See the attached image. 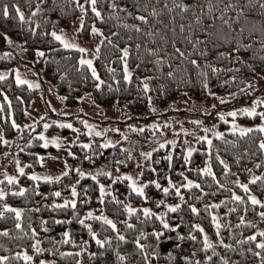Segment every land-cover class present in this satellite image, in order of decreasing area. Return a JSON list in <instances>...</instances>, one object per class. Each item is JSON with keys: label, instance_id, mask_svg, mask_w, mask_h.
Instances as JSON below:
<instances>
[{"label": "trees", "instance_id": "trees-1", "mask_svg": "<svg viewBox=\"0 0 264 264\" xmlns=\"http://www.w3.org/2000/svg\"><path fill=\"white\" fill-rule=\"evenodd\" d=\"M78 2L88 9L85 13L83 35L89 36L93 23L103 31L99 55L95 59V67L104 81L100 88L95 87L99 81L92 76L90 69L86 65H80L81 52L64 48L51 35L53 30H64L77 19L81 11L76 6L77 0H30L31 6L28 0H0V6L9 5L8 17L0 13V70L12 69L10 76L0 80V96L4 105L3 110H0V123L6 137L14 136L15 126L12 120L18 123L23 119L25 110L30 106L37 90L26 84L16 83L13 69L22 60L4 48L6 39L2 33L21 41L30 57H36L37 49L43 52L39 61L44 66V76L54 84L57 92L64 96L68 106L77 105L85 93H91L94 101L101 106L126 104L137 112L148 110L151 104L165 106L173 100L186 97L195 101L216 97L225 98L227 102H237L250 94L257 76L264 75V9L260 7V0H139L140 8L135 7L137 0H98L97 7L104 16L103 20L91 11L90 4L85 3V0ZM113 2L126 5L133 15L127 16L122 9L111 8ZM17 3L26 17L31 15L37 3L40 4L41 11L36 13L31 21L26 19L21 22L13 8ZM180 3L189 4V9L182 11L179 7H173V4ZM209 3L213 5L212 11L207 7ZM225 5L230 6L227 12H224ZM152 7L157 9V16L151 15ZM237 8L244 11L238 13ZM137 12L147 15L148 22L139 21ZM222 12L223 20H228L231 26L223 23ZM238 15L239 20L236 18ZM197 16L201 17L199 21L196 20ZM213 16L216 17L215 20L212 19ZM37 21L39 27H36ZM30 24L35 28L34 33L29 27ZM125 24H139L141 30L137 32L133 28L125 27ZM180 25H184L183 30ZM137 44L140 45L139 49L136 48ZM116 45H119V48ZM124 47L130 48V55L126 59L132 77L128 81L123 79V61L120 59V48ZM149 48L156 49L155 53L148 52ZM177 48L184 53L183 56L176 51ZM219 53H230V56H220ZM158 56L163 57L160 63L156 62ZM237 56L242 59H236ZM193 59L199 61V67L191 63ZM210 66L223 70L212 72ZM109 68L115 71H109ZM169 72L173 75L169 76ZM203 73H207V76ZM144 77L151 79L145 81ZM145 82L150 85L148 90L143 88ZM5 94L8 100H5ZM40 126L39 124L32 129H25L17 138L18 144L15 142L21 163H30L26 167L27 171L38 168L39 157L44 158L49 152L37 135ZM56 128L52 127L51 130ZM54 131L66 135L67 128H57ZM223 134V138L212 139L210 152L207 151L209 146L206 141L199 142L198 148L188 160H185L186 155L179 147L173 150L158 148L153 151L151 157L144 160L142 179L145 182L156 180L162 187H169L168 178L171 177L172 182L180 187L184 194V202L176 195L175 188L169 187L166 194L151 183L145 187V193L149 197L145 200L132 191L127 179L115 180L111 192L101 201L98 198L99 183L105 182L107 176H102L98 183L91 176L80 177L77 168L91 172L97 166L115 164L117 159L123 156L119 144L109 148H101L97 144L84 148L83 144L75 143L72 153L76 155H69L66 159L68 175L62 176L58 181H35L25 172L20 175L18 182H3L0 188L8 195L0 198V210L5 212V215L0 217V230L7 228L9 233L0 234V256H8V264H29L22 257L17 259L13 255L24 250L33 256L36 264L41 259H49L51 264H77V261L80 264H145L134 244V241L140 238L141 243L149 245V253L151 250L158 252V256L149 254L152 264H186L183 260L185 255L193 260L198 259L200 264H222L221 255L228 258L230 264H260L261 257L254 255L255 251H261L256 247V241L244 238L257 233V240L263 239L258 230L261 226L264 227L263 218L259 215L264 211V207L252 205L247 196L255 194L264 200V181L249 183L251 193H245L234 181L239 179L241 182H249L251 175L264 174V150L259 148V141L264 139V133L256 129L245 135L235 132ZM83 138L88 136L84 135ZM146 140L143 133L138 142L141 148L147 147ZM50 151L56 152L54 149ZM217 152L230 167L227 173L217 158ZM209 156L215 178L198 171L209 162ZM257 161L262 163L259 168L255 167ZM133 164L134 160L128 159L121 165L126 167ZM2 166L3 163H0V168ZM247 169L252 171L248 172ZM184 177L197 181L204 189L203 193L195 185L191 189L181 187L187 182ZM216 180L224 187L221 188ZM77 181L79 183H76ZM71 184H76L78 192L75 197V209L52 206L53 202L62 204L64 199L71 197ZM21 186L27 191L23 195H14L12 190L18 192ZM57 190L62 193L60 197L53 195ZM233 191L245 197V200L234 201L231 198ZM113 195L121 203L113 200ZM159 200H164L165 203L159 204ZM221 200H224V203L219 208H206L207 205L219 203ZM5 203L24 209L22 229L15 227V214L3 209ZM172 203H180L181 207L173 212L167 208V204ZM124 204L137 208V213L129 216ZM192 204L200 209L199 213L191 212L189 205ZM144 207L152 208L153 212H167L168 222L180 225L179 229H163L160 219L155 216L145 218L142 214ZM245 207L247 212L244 211ZM90 209L94 210L97 216L103 214L116 221L117 229L127 240H119L116 230L110 225L98 219L87 218L86 213ZM231 209L235 210L230 211ZM212 213L219 217L223 225L219 236L212 223ZM241 216L250 223L241 224ZM81 219L85 220V224L80 223ZM41 221L45 224L42 225ZM88 223L92 224L93 230L101 239L112 238L110 246L101 247L96 243L86 227ZM129 223L136 227L129 228ZM197 223L204 227L209 239L214 243L216 255H213L211 249L207 252L203 249V233L194 228ZM33 227L38 233L35 239L41 241L40 246L44 249L41 253H36L31 246L34 243L31 235ZM153 229L162 230L159 238L153 234ZM65 231L71 236L67 242L63 236ZM141 231L147 232L148 236L140 237ZM190 231L197 237L195 241L187 236ZM178 233L184 234L183 242L177 240ZM221 238L232 247L225 248L219 244ZM85 241L88 243L85 244ZM177 244H180L179 248L176 247ZM117 249L128 256L127 261L117 260ZM61 252H71L72 255L61 256ZM89 253L96 255L91 256ZM205 255L212 256V260L206 261Z\"/></svg>", "mask_w": 264, "mask_h": 264}, {"label": "rangeland", "instance_id": "rangeland-1", "mask_svg": "<svg viewBox=\"0 0 264 264\" xmlns=\"http://www.w3.org/2000/svg\"><path fill=\"white\" fill-rule=\"evenodd\" d=\"M81 20H83L82 26ZM84 21L85 13L81 10L77 19L68 28L57 31V33L64 35L69 42L86 48L87 52H81L77 48L70 49L78 50L81 52V56L92 59L95 66L97 56L96 46L101 45L103 36L99 33H93L92 30H90L89 36H84L82 33ZM95 25L101 29L96 23ZM10 38L12 42L8 43L6 40L4 48L15 53L22 60L13 69L14 77H16V70H19L22 80L29 81L32 85H38V87L30 86L29 83H21L26 84L32 89H36L37 94L30 106L25 110L23 119L17 123L20 125V128L15 127L14 136L6 137L0 123V163H3V166L0 168V186L3 182L7 181L5 179L6 175L17 176L18 178L22 175L16 166L17 160H19L21 166L30 164L29 162L27 164L21 163L15 142L18 144L17 138L25 129H32L39 126V124L41 126L37 133L38 137H40V132H44L45 136L49 139L53 136L59 137L58 142L60 146L57 147L55 144L49 143L45 147L41 139L42 145L49 149V152L45 154L44 158L42 157L43 163H40L41 157H39L38 168L27 171L26 166L25 172L27 174L35 172L41 176H58L62 171L66 170L65 162H67L66 159L70 155L69 153L72 152V146L75 143L90 144L91 147L97 144L101 147L104 142L110 140L113 143L109 144L107 148L119 144L123 156L117 159L116 163L111 166H97L90 172L96 174L97 179L100 180L102 176H106L103 173L111 171L112 175L110 177L107 176L105 182H100L106 186L107 194L111 192L112 184L116 180L115 178L123 176L124 173L136 177L138 183H145L142 179V165L146 157L142 153L149 151L153 153L158 148L173 150L179 147L187 155L188 147L198 148L199 142L202 141L199 137L207 135L213 139L216 137L213 135L214 131L222 133L231 132L229 129L233 126L232 121H235L238 127L252 128L253 130H256V125L264 123V118H261L259 115L264 112V103L260 102L264 101V75L257 76L250 94L245 99L237 102H227L225 98L216 97H213L211 100L195 101L190 97H186L173 100L165 106L151 104L148 110L137 112L133 111L126 104L101 106L94 101L91 93H85L77 105L68 106L65 103L64 96L59 94L54 84L45 78L43 73L44 66L39 61L42 55L37 54L34 58L28 56L22 42L12 37ZM61 46L63 45L61 44ZM4 72L9 73L8 77L11 75L12 69L5 68L0 70V73ZM0 103H2L1 96ZM245 107H255L257 114L255 116L247 115L243 112ZM233 111L237 112V115L234 117L230 115ZM220 113H223V119H221ZM245 118L253 119L245 120ZM55 121L65 122V125L61 127ZM84 121L94 125L91 136L88 134V128ZM196 121H200L201 123L197 124ZM67 123H71L73 128H68ZM45 124H48L49 127L45 128ZM153 124H159L160 128L151 127ZM52 127H65L67 128V133L66 135L61 134L58 131H54L57 128L51 130ZM117 129L119 131H116ZM137 129L140 130L138 131ZM184 129H187V132L183 131ZM205 129H209V131L206 132ZM96 131L104 132V135L97 136L95 135ZM143 133H145L147 139V147L145 148H141L138 143ZM84 135L88 136V138H83ZM125 136L127 137L126 139L124 138ZM4 140L7 143H4ZM172 140L176 141L175 145L171 144ZM160 145L163 146L161 147ZM50 149H54L56 152L52 153ZM128 159L134 160V164L123 167L121 164ZM28 176L31 178L30 175ZM123 179L127 178L124 177ZM67 199H75V197L71 196ZM262 221L264 223V218ZM260 230H264V227L261 226ZM47 261L51 264L49 259Z\"/></svg>", "mask_w": 264, "mask_h": 264}, {"label": "snow or ice", "instance_id": "snow-or-ice-1", "mask_svg": "<svg viewBox=\"0 0 264 264\" xmlns=\"http://www.w3.org/2000/svg\"><path fill=\"white\" fill-rule=\"evenodd\" d=\"M28 2H29V6H31L30 5V0H28ZM41 2H42V0H41ZM97 2H98V0H85V3L90 4L91 11L93 13H95V15L100 18V20H103L104 16L102 15L100 9L97 7ZM76 6L79 7L82 10V12L87 13L88 9L84 7V4L79 3L78 0H77ZM110 7L113 8V9H117V8L122 9L127 16H132L133 15V13L131 11L127 10V6L126 5H118L115 2H113V3H111ZM135 7L136 8H140L141 7V4H140L139 0H137V2L135 3ZM145 7H147V5H145ZM173 7H179L182 11H186L187 9H189L190 5L186 4V3H180V4H173ZM207 7H208L209 11H212L213 5L211 3H209L207 5ZM229 7H230L229 5H225L224 6V12H227L229 10ZM260 7L262 9H264V0H260ZM13 8H14V11H15L18 19L21 22L25 21L26 19L28 21H31L32 17L34 15H36V13L41 11L39 3H37L36 7L34 9H32L31 15H29L27 17L25 16L24 11L22 10L21 6L18 3L14 4ZM201 11H203V9H201ZM243 11H244V9L237 8V12L238 13H242ZM0 13H2V15L4 17H8L9 16V5L8 4H3L2 6H0ZM151 15L152 16H157L158 15L157 9L155 7L151 8ZM136 17H137V19L139 21H142L144 23H147L148 20H149V17L147 15H141L138 12L136 13ZM236 18H237V20H239V15ZM200 19H201L200 16L196 17L197 21H199ZM212 19L215 20L216 17L213 16ZM221 19H222L224 24H228L229 26H231L230 22L228 20H223V12L221 13ZM82 25H83V20H81V26ZM124 26L125 27H129V28H133L137 32H139L141 30L139 24H125ZM29 27L34 33L35 32V28H32L31 24L29 25ZM36 27H39V22L38 21L36 22ZM180 28H181V30H183L184 25H180ZM91 30H92L93 33H99L101 36H103V31L100 28L96 27L95 23H93ZM189 30L191 31V29H189ZM2 35L5 37V39L7 40L8 43L12 42L11 38L8 37L7 33H2ZM51 35L53 37H55V39L57 41H60L61 44L63 45V47L66 48V49L77 48L81 52H87L86 48H82L79 44L69 42L68 39L64 35L57 33L55 30H53L51 32ZM173 43L175 44V41H173ZM197 43H199V40H197ZM116 47L119 48V45H116ZM193 47H195V44L193 45ZM262 47H264V46H262ZM96 48H97V55H99L100 45H97ZM136 48L139 49L140 45L137 44ZM155 51H156V49H152V48L148 49V52H150V53H155ZM176 51L179 52L181 56L184 55V53L179 48H177ZM233 51H239V49H233ZM120 52L122 53V56L120 57V59L123 61V72H124L123 79L128 81L132 77V72L129 70L128 60L126 59L130 55V48L129 47L120 48ZM37 54L38 55H43V52L41 50L37 49ZM201 55H203V53H201ZM219 55L220 56H230V53H219ZM236 59H242V58L237 56ZM162 61H163V57H159L158 56L156 62L160 63ZM79 63H80L81 66H85L86 65L88 68L91 69L92 76L97 81H99V83H97L95 85V87L96 88H100L101 85L104 83V81L101 80V77H100L96 67L93 64V60L90 59V58H85L84 56H81L80 60H79ZM191 63L192 64H196L199 67V61L198 60L193 59L191 61ZM249 67H251V65H249ZM210 68H211L212 72H217V71L223 70V69H218L215 66H210ZM109 71H115V70L109 68ZM8 74H9L8 72L0 73V80H4L7 77ZM168 75L172 76L173 73L169 72ZM203 75L207 76V73H203ZM143 79L145 81H148L151 78L150 77H144ZM232 79H235V77H232ZM15 80H16L17 84L29 83L30 86L38 87V85H32L31 82H29V81L22 80L21 76L19 74V70H16ZM205 83H206V81H205ZM149 87H150L149 83L145 82L143 84V88L145 90H148ZM0 91H2V90H0ZM211 94L215 95V93H211ZM4 98H5V100H8V97H7L6 94H5ZM81 99H82V97H81ZM260 102L264 103V101H260ZM8 107L9 108L11 107V101L10 100L8 101ZM3 108H4V105L2 103H0V110H3ZM153 111H155V109H153ZM243 112L246 113L249 116H255L257 114L255 107H252V108L245 107L243 109ZM219 115H220L221 119L224 118L223 113H220ZM230 115H232L234 117V116L237 115V112L233 111V112L230 113ZM259 115L261 116V118H264V112L260 113ZM55 123L59 124L61 127H63L65 125V122H62V121H55ZM84 123H85L86 127L88 128V134L91 136L93 134L94 125L88 124L87 121H84ZM196 123L199 124L201 122L200 121H196ZM12 124L16 128H20V125L17 124L14 119L12 120ZM232 125L233 126H232V128L229 129V131H231V132H239L241 135H245L246 133H249V132L253 131L252 128L238 127L236 125L235 121H232ZM44 127L48 128L49 125L45 124ZM67 127L68 128H73V125L71 123H67ZM151 127L160 128V125L159 124H153V125H151ZM255 127L260 132L264 133V123L258 124ZM137 130L139 131L140 129H137ZM77 131H79V129H77ZM116 131H119V129H117ZM183 131L187 132V129H184ZM205 131L207 132V131H209V129H205ZM95 135L103 136L104 132L96 131ZM213 135L216 136V137L223 138L224 134L222 132H219V131H214ZM39 136L43 140L45 147H47V145L49 143L55 144L57 147L60 146V144L58 142L59 139H60L59 137L53 136V137H51V139H49L47 136H45L44 132H40ZM124 138L126 139L127 137L125 136ZM199 139L202 140V141H207L208 146H209L207 151L210 152L211 151V145H212L211 137H209L207 135H204V136L199 137ZM3 142L7 143L6 140H4ZM112 143L113 142L110 141V140L106 141V142H104L101 145V147L107 148L109 146V144H112ZM175 143H176L175 140L171 141V144L175 145ZM160 146L162 147L163 145H160ZM83 147L84 148H90L91 145L90 144H83ZM259 148L261 150H264V139H261L259 141ZM194 151H196V149H194L192 147H188L187 148V155L185 156V160H188L189 157L192 155V153ZM245 151H247V150H245ZM69 154L73 155V156L76 155L75 153H72V152H70ZM142 155L144 157H146V158L147 157H151L152 152L151 151L145 152V153H142ZM217 158L220 160V163L223 165L224 172L227 173L228 171H230L229 165L222 158L219 157V153L218 152H217ZM169 160H171V156H169ZM43 162H44L43 158L41 157L40 158V163H43ZM65 165H66V170L62 171L60 173V175H58V176H49V175L41 176V175H38L35 172L28 173V175H30L33 180H44V181L56 180V181H58V180L61 179L62 176L68 175L67 162H65ZM16 166H17L19 172L21 174H24L25 167L27 165L21 166L19 160H17V165ZM261 166H262L261 161H257L255 167L259 168ZM149 167H151V165H149ZM153 171H155V169H153ZM198 171L202 172V173H206V174L212 176L213 178H215L216 174H215V172L212 169L211 157L210 156H209V162L205 165V167L199 169ZM247 171L251 172L252 170L251 169H247ZM77 172L79 173L80 177L91 176L93 180H97V182L99 183L96 174L80 170L79 168H77ZM103 174L106 175V176H109V177L112 175L111 171H107V172H105ZM124 177L127 178V181L129 182V185H130V188L132 189V191L135 192L136 194H138L139 196L143 197L145 200L149 199V197L145 193V187L147 186L148 183H151V184H154L156 188L162 189V191L164 193H166V194L169 192V187L175 188L176 195L179 196L181 202H184V194L181 192L180 187H177L172 182L171 177L168 178L169 187H162V185L156 180H151V181L145 182L144 184L138 183L137 182V178L133 177L131 174H128V173H124L123 176H117L115 179L116 180H120V179H123ZM5 179L10 184L13 183V182H18V177L17 176L6 175ZM184 179L187 182L185 184L181 185V187L191 189L195 185L197 188H200V191L203 193L204 189L200 187V184L197 181L188 179L187 177H184ZM257 181H264V174H261L259 176L255 175V174L251 175L250 179H249V182H241L239 179H237V180L234 181V183L239 185V187L241 189H243L245 193H251V188L249 187V183H255ZM76 183H79V181H77ZM216 183L219 184L221 188L224 187L223 184H220L219 180H216ZM69 186L71 187V196L72 197H76L78 195L76 184H71ZM262 187H264V185H262ZM12 191H13L14 195H17V194L23 195L27 191V189L25 187L21 186L19 188L18 192L15 189H13ZM99 193H100V195H99L98 198L101 201H103V198L106 195V186L103 183H99ZM7 195H8V193L5 192L2 188H0V198H4ZM53 195L56 196V197H60L62 195V193L59 190H57V191H55L53 193ZM85 195H87V193H85ZM231 198L234 201L243 202L245 200V197H243L241 195H238L235 191L232 192ZM112 199L115 200L118 204L121 203V201H119L115 195L112 196ZM196 199H200V197H196ZM247 200L250 201L252 205H260V206L264 207V200L258 198L255 194L248 195L247 196ZM158 203L159 204H164L165 201L164 200H159ZM223 203H224V200H221L219 203H213V204L207 205L206 208H219L220 205L223 204ZM76 204H77V200L76 199H64L62 201V204H56L55 202H53L52 206H54V207H71V208L75 209ZM124 207L126 208L127 213L129 214V216H131L134 213H137V211H138L137 208L132 207L130 204H124ZM180 207H181L180 203L167 204V208L170 209L173 212L177 211ZM189 208H190L191 212H193V213H199V211H200V209L197 208L194 204L189 205ZM3 209L11 211V212H13L15 214V219H16L15 227L19 228V229H22L23 226H22L21 221H22V218H23L22 214L24 212V209L18 208V207H13L12 205L7 204V203H5L3 205ZM36 210L38 211L39 209H36ZM232 210H235V209H231L230 211H232ZM244 211L245 212L248 211L247 207H245ZM142 214H143V216L145 218H149V217H153V216L159 218L160 219V223L163 226V229H179V227H180V225H178V224L173 225V224H170L168 222V220L166 218L167 217V212H153L152 208L144 207L143 210H142ZM4 215H5V212L3 210H0V217H3ZM259 215L262 218H264V211L260 212ZM86 217L90 218V219H98V220L102 221L103 223H105L107 225H110L113 230H116V237L119 240H127V237L125 235H123L117 229L116 221H114L110 217H108L106 215H103V214L97 216L95 214L94 210H91V209L87 211ZM239 219H240L241 224L250 223V221H246L243 216H241ZM57 222L59 223V222H62V221H57ZM41 223H42V225L45 224L44 221H41ZM80 223L81 224H85V220L81 219ZM212 223L216 227L217 236H219L220 235V229L223 227V225L220 223V219L215 213H212ZM127 226L129 228H135L136 227V225L130 224V223ZM86 227H87L90 235L95 239V241H96V243L98 245H100L101 247H104L105 245H109L110 246L111 240H112L111 237H105L104 239H101L99 237V235L97 234V232L93 230L91 223H88L86 225ZM194 228L198 229L200 233H203V239H202L203 249L206 252H207V250L211 249L212 252H213V255H216L217 253H216V249L214 247V243L209 239V236H208L207 232H205L204 227L201 224L197 223V224L194 225ZM8 233H9V230L7 228L0 230V234L8 235ZM153 234L157 238H159L161 236V234H162V230L161 231H157L156 229H153ZM258 234H259V236L264 237V230H258ZM31 235H32V237L34 239V243L31 245L32 248L35 250L36 253L43 252L44 249L40 246L41 245V241L38 240V239H35V237L38 235V233L36 232V229L34 227L31 228ZM63 236L66 238L65 242H67V240L71 239L70 233L68 231H65L63 233ZM139 236L146 238L148 236V233L144 232V231H141ZM187 236L192 241H195L197 239V237L195 235H193V233L191 231L187 233ZM184 239H185L184 234L183 233H178L177 240L180 241V242H183ZM244 239L249 240V241H256V247L258 249H260L261 251H255L254 255H256L258 257H261L260 264H264V256H262V252H264V239L257 240V233H253L252 235H250L248 237H245ZM241 242L242 241H237V243H241ZM73 243H74V241H73ZM84 243L87 244L88 242L85 241ZM218 243L223 245L225 248H231L232 247L231 244H226L223 238H221L218 241ZM134 244H135V248L140 251V256L143 259V261L145 262V264H152V261L149 258V254H151V256H158V252L156 250H151V252L149 253V245H147L145 243H141L140 238H137L134 241ZM176 247L179 248L180 244H177ZM249 251H252V249H249ZM100 254L103 255V253H100ZM13 255L17 259L22 257L23 260L26 261V262H29V264H36V261H34L33 256L29 255L27 250H24L23 252L13 253ZM60 255L61 256L72 255V253L71 252H61ZM89 255L95 256L96 253H89ZM169 256H171V253H169ZM116 257H117V260L121 261V262H124V261L128 260V256L125 255L124 253L120 252L118 249L116 251ZM204 259L206 261H211L212 260V256L205 255ZM8 260H9L8 256H0V264H8ZM183 260L186 262V264H200V261L198 259L197 260H193L188 255H185L183 257ZM220 260L222 261V264H230V261L228 260V258H226L223 255L220 256ZM38 264H50V262L47 261V260L41 259V260H39ZM77 264H80V262L77 261Z\"/></svg>", "mask_w": 264, "mask_h": 264}]
</instances>
